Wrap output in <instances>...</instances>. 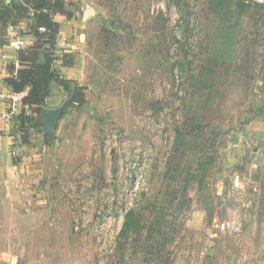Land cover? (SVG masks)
I'll use <instances>...</instances> for the list:
<instances>
[{"label":"rangeland","instance_id":"rangeland-1","mask_svg":"<svg viewBox=\"0 0 264 264\" xmlns=\"http://www.w3.org/2000/svg\"><path fill=\"white\" fill-rule=\"evenodd\" d=\"M66 2L67 85L1 122L0 264H264V0Z\"/></svg>","mask_w":264,"mask_h":264},{"label":"trees","instance_id":"trees-1","mask_svg":"<svg viewBox=\"0 0 264 264\" xmlns=\"http://www.w3.org/2000/svg\"><path fill=\"white\" fill-rule=\"evenodd\" d=\"M71 18L72 10L67 7L66 0H0V43H4L8 27H15L21 22H28V30L36 37H42V31L48 35L47 43H55L60 30V22L56 16ZM41 45L34 44L17 51L18 67L9 63L5 82L13 92L23 93L22 104L32 113L41 111L50 95V83L66 86L67 80L59 76L54 67L52 55L45 50L40 61ZM25 109L20 114H24ZM26 114V113H25ZM131 217V212L127 214ZM128 227V221L123 229Z\"/></svg>","mask_w":264,"mask_h":264},{"label":"crops","instance_id":"crops-1","mask_svg":"<svg viewBox=\"0 0 264 264\" xmlns=\"http://www.w3.org/2000/svg\"><path fill=\"white\" fill-rule=\"evenodd\" d=\"M63 18H59L57 21L62 22ZM37 38L38 37L34 36L29 32L28 22L26 21V22H21L19 25L15 27H8L5 42L0 43V130L1 131L4 130L5 127H7L4 126V124L1 122H3L4 117L7 115V108L10 109V100L7 98L8 94L13 92L5 82V78L7 76L5 65L7 63H15L16 65H18L17 51L19 49H25L30 46H33L34 44H37ZM64 68H66L65 64L59 66V69H62V72H64L63 70ZM54 83L55 82L50 83V95L48 96L47 99L51 97L52 84ZM57 88L58 87L54 85V89L56 90L58 96L57 98L60 99L62 97V91H59L60 89ZM23 93L25 94V92ZM22 109L23 107L19 106L17 108V111L21 112ZM41 111L45 113L47 116L49 112H51L50 109L44 108L43 106ZM5 139L6 138L0 135V143H3ZM0 154L4 155V152L2 151L1 147H0Z\"/></svg>","mask_w":264,"mask_h":264},{"label":"built area","instance_id":"built-area-1","mask_svg":"<svg viewBox=\"0 0 264 264\" xmlns=\"http://www.w3.org/2000/svg\"><path fill=\"white\" fill-rule=\"evenodd\" d=\"M6 1H9V0H6ZM7 98L10 100V109L12 111H16L17 108L20 106V107H24L25 112H26L27 107L23 106L22 104V93L11 92L8 94Z\"/></svg>","mask_w":264,"mask_h":264}]
</instances>
